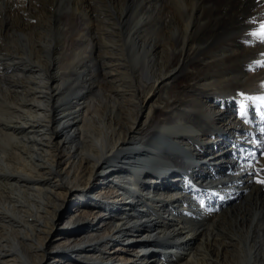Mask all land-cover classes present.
I'll return each instance as SVG.
<instances>
[{"label": "bare ground", "instance_id": "1", "mask_svg": "<svg viewBox=\"0 0 264 264\" xmlns=\"http://www.w3.org/2000/svg\"><path fill=\"white\" fill-rule=\"evenodd\" d=\"M262 24L264 0H0V264H264Z\"/></svg>", "mask_w": 264, "mask_h": 264}, {"label": "rangeland", "instance_id": "2", "mask_svg": "<svg viewBox=\"0 0 264 264\" xmlns=\"http://www.w3.org/2000/svg\"><path fill=\"white\" fill-rule=\"evenodd\" d=\"M93 56L96 57V55H93ZM96 59H97L96 60V69L93 67L91 70H95V73H97V74H101V73L103 74L105 71H107V69L102 68L103 67L102 65L104 63H105L104 65H106L108 62H110V60H111L110 59V54H106L105 57L104 56H101L99 58L97 57ZM175 82L177 83L176 79L172 81V84L175 85L176 84ZM98 85L99 86L101 85L100 87L103 89L102 91H99L96 87L90 88L88 90V92H87V95H85L84 98L82 99V101L84 102V105H85L84 109L87 112H89V113H95L94 110H96L98 108L103 109V106H105V104L106 105L111 104V101L114 99L113 88H112V85L110 84V82H108V80L104 81L103 79L99 78ZM109 92H110V94H109ZM105 95L107 96V98L102 100V98H104L102 96H105ZM163 96H164V91H162V93L158 92V93L155 94L153 100L151 101L152 109L158 108L162 104V102L164 101V97ZM119 97H120V100L124 101V99L121 98L122 97L121 93L119 94ZM104 102H105V104H104ZM255 106L256 105L253 106V113H251V115L254 114V113H255V115H257V113L255 112V110H256ZM148 110L149 109L146 108V110L144 111L142 120H144L146 118V114L148 113ZM262 122H263L262 126H264V121H262ZM82 125H83V121H82ZM261 131H264V130H257V132H261ZM263 137H264V134L262 135V138ZM240 144H242V143H240ZM242 145H244V144H242ZM253 171H254V173L252 174L251 178H253V177L254 178L252 180H249L250 182H248V183L250 184V187L247 190H250L252 188V186H254V182H255V180L257 178L256 174H258V173H260L261 175L263 174V172L255 170V169H253ZM103 187H104V184H101V185L97 184L94 187V189H93L92 195H94L95 197H99V198H104L105 199L106 193L103 190ZM241 192L242 191L237 193V197H239V198L242 197L243 198V196H245L247 193H249V192H246V191L242 192V193ZM79 193L81 194V192H75L74 195H77ZM239 198L237 200L240 201V202L244 199V198L243 199L242 198L239 199ZM76 201H77L76 198H73L71 200V202L68 203L69 204L68 207L66 209H64V211L62 212V216L58 220L59 226L54 231L53 236H52V240L50 241L51 248H56L58 243L62 242L64 240V238L66 237L65 236L66 235V233H65L66 229L65 228L67 227V223H69L68 221H70V219L74 218L73 216L75 215V211L74 210H75V207H76ZM49 264H65V262H61L59 260L55 261V258H53V259H51Z\"/></svg>", "mask_w": 264, "mask_h": 264}, {"label": "snow or ice", "instance_id": "3", "mask_svg": "<svg viewBox=\"0 0 264 264\" xmlns=\"http://www.w3.org/2000/svg\"><path fill=\"white\" fill-rule=\"evenodd\" d=\"M255 35L259 36L262 40H264V24L260 26V31L258 33H254ZM262 102H264V97L259 98ZM260 183L264 184V179L259 181Z\"/></svg>", "mask_w": 264, "mask_h": 264}]
</instances>
